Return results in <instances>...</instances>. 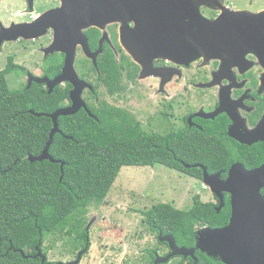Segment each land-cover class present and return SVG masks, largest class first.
<instances>
[{
  "label": "flooded vegetation",
  "instance_id": "1",
  "mask_svg": "<svg viewBox=\"0 0 264 264\" xmlns=\"http://www.w3.org/2000/svg\"><path fill=\"white\" fill-rule=\"evenodd\" d=\"M49 1L48 8L36 11L35 0H0V52L5 55L0 66V77H3L10 90L34 88L42 92V103L54 102L56 108L43 114H51L72 105V93H76V85L70 80H55L67 72V77L77 75L86 82L79 96L89 111V105L99 107L100 104H107L121 108L133 114L145 131L159 134L171 131H213L227 139L225 145L231 147V151L237 150L239 145L256 147L264 157V141L246 144L232 137L246 136L264 118L263 46L248 40L242 44L240 52L226 47L212 57L214 59L204 62L205 57L200 56L189 64H178L168 58L158 57L152 61V70L144 73L142 66L123 44L124 36L135 28L133 19L121 16L118 21L100 26L81 29L78 26L76 31L74 27L70 34L77 33L80 36L81 33L84 37L69 42L63 38L57 13L52 18L55 22L51 20L43 26L37 24L39 21L36 20L44 13L63 9L64 0ZM213 1L214 8L205 5L200 7L201 14L209 20L219 16L225 7L245 10L230 7L227 1L231 0ZM261 10L264 9L254 13ZM182 19L176 25L185 21ZM26 24L35 27L31 29L25 27ZM31 34L38 35L29 37ZM69 56H72V64H67ZM112 74L115 75L113 80L110 77ZM14 84L15 88L11 86ZM80 110L85 109L81 107ZM60 116L63 115L58 118ZM234 163L243 165L240 161H234L230 166ZM263 163L264 160L252 168L243 166L250 170ZM182 164L186 168L197 166L201 170L205 167L207 171L206 166L198 162ZM230 166L226 170L207 173L214 175L220 172V179L225 180ZM197 180L202 181V178ZM205 187L211 192L210 187ZM211 194L214 199L217 198ZM227 196L230 201L229 194ZM87 215L84 214L82 219L85 220ZM125 215L123 220L126 221ZM141 216L148 235L141 242L142 256L136 257V264H217L197 247L198 232L204 228L227 225L231 214L222 225L195 224L191 240L189 237L176 238L172 214L160 220L158 217L161 214ZM91 221H86L83 227L87 232L83 246L79 243L73 249L74 257L61 262L75 261L79 252L86 248L77 263L81 264L90 249L88 225ZM174 246L190 253L175 255Z\"/></svg>",
  "mask_w": 264,
  "mask_h": 264
},
{
  "label": "trees",
  "instance_id": "2",
  "mask_svg": "<svg viewBox=\"0 0 264 264\" xmlns=\"http://www.w3.org/2000/svg\"><path fill=\"white\" fill-rule=\"evenodd\" d=\"M41 97L34 88L10 90L0 77V264H40L36 247L46 263L61 262L47 259L54 236L71 250L83 246V215L104 202L124 166L158 165L200 179L199 167L186 168L182 162L201 163L214 173L234 161L252 168L264 160L256 147L239 145L231 151L227 139L213 131L147 132L130 112L100 104L89 105L91 115L80 110L58 118L48 152L56 162L31 161L42 153L53 127L50 117L36 114L56 108ZM261 192L264 196V188ZM218 205L217 198L203 202L196 195L187 209L158 203L143 214H161L159 220L172 214L176 238L191 240L195 224L226 223L231 212L227 194L220 211ZM48 236L53 242L46 247Z\"/></svg>",
  "mask_w": 264,
  "mask_h": 264
},
{
  "label": "water",
  "instance_id": "3",
  "mask_svg": "<svg viewBox=\"0 0 264 264\" xmlns=\"http://www.w3.org/2000/svg\"><path fill=\"white\" fill-rule=\"evenodd\" d=\"M213 0H64L62 10L46 12L39 21L43 26L53 20L57 13L63 38L73 42L84 37L70 34L73 28L100 26L118 21L121 16L135 22V28L123 38V44L134 59L142 66L144 73L152 70V61L158 57L168 58L178 64H189L203 56L204 62L214 59L224 48L240 52L242 44L248 40L263 46L264 51V10H231L222 8V13L215 19L205 18L202 5L213 7ZM185 8V10H184ZM184 16V19L182 17ZM182 20L181 24L176 25ZM54 22L56 20H53ZM58 22V20H57ZM25 27H30L28 24ZM31 26L30 28H34ZM31 34L29 37H35ZM208 57V58H207ZM264 58H262L263 60ZM72 56L67 58L72 64ZM66 64V65H67ZM67 72L57 77L56 81L70 80L77 89L72 93V105L58 109L46 115L52 119L53 127L42 153L33 160L48 159L56 162L49 155V147L54 134L58 131L59 115H71L81 107L90 115V111L80 98L81 88L86 82L77 75L70 78ZM42 80H39V82ZM55 83V82H54ZM240 143L251 144L264 141V118L246 136L232 135ZM203 184L210 187L218 198L217 211L224 206V193L230 196L231 216L227 225L220 228H204L198 232L197 247L206 255L219 258L224 264H264V163L253 169H246L241 163H234L227 171L225 180L220 179V172L209 175L202 167ZM41 258L40 264H77L86 248L72 262L46 263V257L36 247ZM189 251L174 246L173 254L187 255Z\"/></svg>",
  "mask_w": 264,
  "mask_h": 264
},
{
  "label": "rangeland",
  "instance_id": "4",
  "mask_svg": "<svg viewBox=\"0 0 264 264\" xmlns=\"http://www.w3.org/2000/svg\"><path fill=\"white\" fill-rule=\"evenodd\" d=\"M35 1L36 11L48 8L51 3L49 0ZM227 3L230 7L253 12L264 9V0H231ZM3 58L5 55L0 52V66ZM11 86L15 88V84ZM196 195L203 202L215 200L202 181L183 173L158 165L122 167L104 202L88 208L85 222L93 221L88 225L90 249L81 264H136V257L142 256L141 242L148 235L141 214L158 203L187 209ZM123 214H126V221ZM54 238L55 243L53 236L45 239L46 247L51 242L54 244L48 251L47 259H72L75 250L64 247L62 240Z\"/></svg>",
  "mask_w": 264,
  "mask_h": 264
}]
</instances>
